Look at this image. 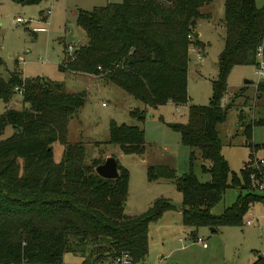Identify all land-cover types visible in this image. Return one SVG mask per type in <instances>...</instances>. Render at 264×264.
I'll return each mask as SVG.
<instances>
[{"label": "trees", "instance_id": "1", "mask_svg": "<svg viewBox=\"0 0 264 264\" xmlns=\"http://www.w3.org/2000/svg\"><path fill=\"white\" fill-rule=\"evenodd\" d=\"M11 1L35 5L43 0ZM213 1L122 0L79 10L77 24L87 41L68 54L60 67L103 77L147 108L185 104L192 43L188 36L194 37L199 20L211 18L203 8ZM224 25V48L210 105H190L188 121L172 124L185 145L199 150L201 171L210 174V180L202 182L194 173V151L191 170L182 176L167 165L147 168L149 181L168 179L175 184L182 194V222L193 228L241 226L250 208L263 201L250 179L259 171L251 167L258 148L251 142L252 126L244 129L253 153L237 175L222 153L216 125L226 120L230 107L222 106L221 100L231 68L257 65V47L264 44V6L259 8L255 0H224ZM15 87L23 90L21 97L28 107H11L0 115V134L8 125L15 129L0 140V264H57L66 252L82 254L84 264H112L123 253L131 264L142 263L149 252L150 223L175 205L160 197L144 212L127 214L129 170L117 160L119 176L108 179L95 172L103 158L85 164L83 144L67 141L69 120L84 106L85 93L24 78L17 70L5 78L0 71V99L9 103L17 93ZM263 91L264 84L259 85L258 96ZM131 115L142 122L148 112L134 109ZM255 123L264 126V117ZM55 142L64 146L60 162L54 160ZM107 142L118 145L124 154L143 155L145 129L112 120ZM228 187L239 190L236 201L221 214H213ZM253 264H264V256Z\"/></svg>", "mask_w": 264, "mask_h": 264}, {"label": "rangeland", "instance_id": "2", "mask_svg": "<svg viewBox=\"0 0 264 264\" xmlns=\"http://www.w3.org/2000/svg\"><path fill=\"white\" fill-rule=\"evenodd\" d=\"M122 0H43L35 5H18L11 0H0V71L5 78L17 70L28 79H42L63 84L67 92L85 93L84 106L69 120L67 141L80 142L85 148V164L96 158L113 155L130 173L125 213L138 215L147 210L155 199L169 198L181 205L182 194L168 179L149 181L147 168L150 165H167L177 176L191 170V153L195 152L193 171L202 182L210 180V174L201 171L202 158L198 149L182 142L181 133L172 127L174 123L188 121L190 105L208 106L213 95L212 81L218 77V59L224 48V0H214L203 8L211 13L210 19L198 21L190 44L188 67V101L185 104L167 103L156 109L147 108L140 100L103 77L72 72L60 66L68 55V45L74 48L85 44L87 36L77 24L79 10H92ZM259 8L264 0H255ZM51 9L46 32H34L33 27L46 9ZM43 11V12H42ZM17 17L31 20L24 24ZM197 44L206 45L198 55ZM198 56V57H197ZM255 65H236L227 78V90L221 100L222 106L230 107L226 120L216 125L222 141V153L232 171L240 175L244 162L253 153L246 143L245 125H251V142L256 145L254 156L264 159V126L255 123L264 117V91L258 96V86L264 84L256 74ZM21 110L28 107L17 92L9 103L0 99V115L8 108ZM134 109L147 110L148 116L139 121L131 115ZM242 118V120H241ZM138 125L145 129L146 147L143 155L124 154L118 145L108 143L109 123ZM14 127L8 125L0 134V140L10 137ZM64 146L53 144L54 160L60 162ZM257 191V190H256ZM239 190L228 187L222 200L212 208L213 214H221L232 205ZM248 219L255 223L246 224ZM155 224V223H153ZM263 201L256 202L245 215L241 226L188 227L182 221L175 224L164 220L152 225L149 236V252L139 264H253L264 256ZM201 237L198 242L193 234ZM206 243V246L203 245ZM34 264V263H25ZM57 264H84V256L77 252H66ZM117 264V263H115ZM131 264V263H130Z\"/></svg>", "mask_w": 264, "mask_h": 264}, {"label": "built area", "instance_id": "3", "mask_svg": "<svg viewBox=\"0 0 264 264\" xmlns=\"http://www.w3.org/2000/svg\"><path fill=\"white\" fill-rule=\"evenodd\" d=\"M49 15H51V9L50 8L45 11V14H44L45 20L43 23H47V19H48ZM16 21L19 23H24V24H28L31 22V20H26L22 17H17ZM33 31L34 32H46V31H48V28L46 25L35 26V27H33ZM188 37H189V39H193L192 35H189ZM74 49L75 48L73 46L68 45V47H67L68 54L72 55L74 52ZM256 55H257L256 74L260 79L264 80V44H260L257 47ZM15 92H18L22 96L23 90L19 87H15ZM248 167H249V165H248ZM251 167L259 170L258 173H256V172L252 173L250 175V179L252 180V184H253L254 188L262 194L263 204H264V171H261L262 168H264V159L263 158L258 159L256 157H253ZM254 223H255V221L253 219H248L246 221V224L249 226L253 225ZM260 229L264 233V225H261ZM196 240L198 242H203V239L201 237H196ZM203 245L206 246V243H203ZM115 263H117V264H130L131 263L130 257L127 253H123L121 256H118L113 261L112 264H115Z\"/></svg>", "mask_w": 264, "mask_h": 264}, {"label": "crops", "instance_id": "4", "mask_svg": "<svg viewBox=\"0 0 264 264\" xmlns=\"http://www.w3.org/2000/svg\"><path fill=\"white\" fill-rule=\"evenodd\" d=\"M18 5H20V4H18ZM47 10V9H46ZM43 12V11H42ZM44 14H45V12L43 13V15L41 16V18H40V21L38 22L39 23V25H37V26H43V25H45V24H43V22H44ZM197 32V31H196ZM198 35H200L199 33H198ZM197 35V36H198ZM198 45V44H197ZM199 47H197L196 46V49H195V53H197L198 55L200 54V52H202L201 51V49H200V45H198ZM205 49H206V45H205V47L202 49L203 50V52L205 51ZM189 55H190V51H189ZM198 57V56H197ZM89 76H93V77H97V76H94V75H91V74H88ZM10 76V75H9ZM168 103H172V102H168ZM167 104V103H166ZM106 156L108 157V156H111V154H106ZM129 184H130V181H129ZM182 201V200H181ZM181 205H182V202H181ZM181 205L180 206H177V211L176 212H173V213H170V211H173V210H170V211H166L164 214H163V216L159 219V220H157V221H155V222H152V223H150V225H149V236H150V232H151V228H152V225H156L157 223H161V221L162 220H164V221H166V222H170V223H172V224H175V222H177V221H182V212H181ZM153 223H155V224H153ZM183 223V222H182ZM184 225V224H183ZM214 230H216V229H214ZM194 235V237L196 238L197 237V233H195V234H193ZM99 264H106V263H99ZM108 264V263H107Z\"/></svg>", "mask_w": 264, "mask_h": 264}, {"label": "water", "instance_id": "5", "mask_svg": "<svg viewBox=\"0 0 264 264\" xmlns=\"http://www.w3.org/2000/svg\"><path fill=\"white\" fill-rule=\"evenodd\" d=\"M198 32L194 33L197 36ZM95 172L101 177L108 179H115L119 176L117 159L114 156H108L103 163L95 168ZM211 230L215 228L210 227Z\"/></svg>", "mask_w": 264, "mask_h": 264}]
</instances>
